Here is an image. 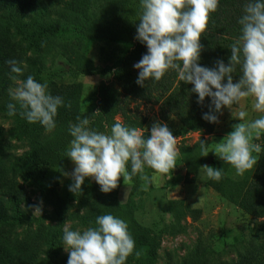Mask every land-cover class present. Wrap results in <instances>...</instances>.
I'll use <instances>...</instances> for the list:
<instances>
[{
    "label": "rangeland",
    "instance_id": "obj_1",
    "mask_svg": "<svg viewBox=\"0 0 264 264\" xmlns=\"http://www.w3.org/2000/svg\"><path fill=\"white\" fill-rule=\"evenodd\" d=\"M64 1H47L26 14H9L0 10V31L19 43L29 57V62L23 63L25 75L19 79H26L31 75L37 82H46L50 93L55 83L79 82L82 87L81 109L91 111L98 102V85L101 82L115 85L113 74L111 70H107L100 74L72 76L63 69L67 63L65 45L73 46L99 63L104 44L79 31L71 30L67 20L70 10ZM120 1L92 0L90 16L108 18ZM49 26H58L59 29L53 32L46 29ZM14 86L13 81L11 87ZM252 104L253 99L248 98L232 109L223 108L213 132L200 134L185 129L177 118L161 113L157 105L132 102L134 109L146 117L144 130L150 131L153 123L163 122L177 138L178 147L182 143L191 146L203 139L208 143L210 152L201 157L202 163L194 169H188L179 155L171 179L167 176L159 177L155 184L147 186V190L139 176L133 177L132 182L126 185L121 177L117 199L121 204L129 202L133 206L135 218L146 229L149 238L139 251L140 257L133 254L128 257L126 264H171L186 260L192 255L217 263L236 259L239 253L249 250H263L264 233L259 226L264 217H251L238 208L239 198L257 164L242 177L237 176L234 168L211 152L214 143L220 142L233 130L232 126L240 122L237 112L241 108L248 112V119L261 115L253 110ZM19 111L14 116H9L8 111H0L7 176L13 178L28 197V201L12 207L11 221L19 237L26 236L28 232L43 235V250L39 254L38 264H67L69 254L64 249L63 229L67 226L70 230L82 232L93 227L91 200L80 202L69 191L73 181L70 175L65 176L64 173L73 172L75 165L71 160L59 169L51 168L46 171H41L30 161L32 138L21 130L23 118ZM116 122L128 126L117 115L114 123L104 133L110 134V129ZM47 133H41L40 137L47 136ZM255 142L259 144L258 140ZM203 165L223 169L222 179L214 181L207 178L201 169ZM146 173L149 176L153 174L151 169H146ZM90 180L99 187L94 179ZM171 199H182L188 207L170 205ZM33 205L42 208L40 216L33 215L34 209L29 207Z\"/></svg>",
    "mask_w": 264,
    "mask_h": 264
},
{
    "label": "clouds",
    "instance_id": "obj_2",
    "mask_svg": "<svg viewBox=\"0 0 264 264\" xmlns=\"http://www.w3.org/2000/svg\"><path fill=\"white\" fill-rule=\"evenodd\" d=\"M140 7L136 39L146 45L147 54L133 65L139 69L136 83L144 87L145 81L158 82L170 70L176 71L180 81L193 85L191 91L197 94L198 104H203L206 97L211 99L209 112L202 117L210 123H219L217 114H222L223 108L232 109L252 98L253 110L261 115L248 119V112L241 108L237 112L240 122L220 142L214 143L211 152L234 168L237 176L253 170L258 162L254 153L262 151L255 141L264 134V0H247L244 4L238 21L241 35L230 46L229 63L218 60L214 68L200 66V40L211 14L219 7V0H140ZM7 63L15 73L10 77L15 86L9 88V96L15 103L7 105V114L16 115L18 105L20 116L28 123H39L47 132L53 131L58 109L65 106L63 98L52 95L46 82H37L31 75L19 79L23 69L15 60ZM237 65L242 75L234 83ZM76 119L69 127L72 139L67 151L75 167L71 174L64 173L73 181L70 192L81 194L85 178L94 179L103 193L116 189L121 177L126 185L139 176L145 190L159 177L171 179L180 152L177 138L167 124L153 123L145 137L143 130L121 122H116L110 134H106L90 127L88 116ZM207 145L200 140L202 156L210 152ZM146 169L153 174L149 176ZM201 169L211 180L222 179L221 168L203 165ZM29 207L34 209L33 215H41L39 205ZM95 224L96 227L82 232L67 226L63 229L64 249L69 254L67 264H126L129 256L140 257L124 220L105 214L98 216Z\"/></svg>",
    "mask_w": 264,
    "mask_h": 264
},
{
    "label": "trees",
    "instance_id": "obj_3",
    "mask_svg": "<svg viewBox=\"0 0 264 264\" xmlns=\"http://www.w3.org/2000/svg\"><path fill=\"white\" fill-rule=\"evenodd\" d=\"M47 1L51 0H0V10L9 14H26ZM246 2L247 0H219V7L211 14L207 31L200 40L202 45L200 66L214 68L218 60L226 65L229 63L230 46L241 35V25L238 21ZM91 3L92 0L64 1L70 10V17L67 20L71 30L102 41L104 43L101 48L102 57L99 63H95L82 51L65 45L67 63L63 69L72 76L100 74L111 70L115 85L101 82L97 88L96 108L83 111L80 104L81 84L55 83L51 94L62 97L65 105L58 109L55 118L56 128L48 132L47 136L40 137L46 130L39 123H28L24 118L21 121V130L32 138L30 161L41 171L65 166L70 161L67 157L72 139L69 127L77 122V116L81 118L88 116L91 120L90 127L104 132L114 123L115 116L119 115L129 127L143 130L147 137L150 131L143 129L146 117L134 109L133 101L157 105L161 113L177 118L188 131L212 133L217 123H210L202 118L209 112L211 99L206 97L203 104H198L197 94L191 91L193 85L180 81L176 71L170 70L158 82L145 81L144 87L136 83L139 69L133 65L147 54L146 45L136 39L142 12L140 0H121L108 18L91 17L89 13ZM46 29L56 32L59 28L49 26ZM9 60H15L23 69V63L29 62V57L25 55L19 43L0 31V111H8L7 105L15 103L9 96V88L13 82L10 77L15 75L11 72V65L7 63ZM241 75V68L237 65L233 73V82H237ZM69 104L70 107H67ZM18 110L17 105V112ZM97 111L100 113L94 114ZM217 115L219 118L220 114ZM200 140L203 141L199 139L191 146L182 143L178 147L181 160L188 169H194L202 163ZM258 141L262 151L258 154L255 172L238 201L241 212L254 218L264 217V134ZM7 171L3 130L0 126V264H38L39 254L43 250V235L32 232H28L24 237L17 235L10 211L20 202L28 201V197L18 183L7 176ZM81 188V194H76V197L80 202L91 200L90 215L93 227H96V218L105 214L124 220L135 240V250L140 251L149 241L146 229L137 222L133 206L129 202L121 204L118 201V187L110 193H103L100 186H96L90 178H85ZM169 204L188 207L182 199H171ZM259 227L264 233V221ZM262 248L263 250L254 249L239 253L236 259L230 261L210 263L199 259L198 255H192L186 260L171 264H264V247Z\"/></svg>",
    "mask_w": 264,
    "mask_h": 264
}]
</instances>
